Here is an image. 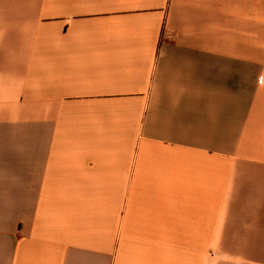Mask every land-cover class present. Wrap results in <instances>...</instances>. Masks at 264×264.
Instances as JSON below:
<instances>
[{"label": "crops", "instance_id": "obj_1", "mask_svg": "<svg viewBox=\"0 0 264 264\" xmlns=\"http://www.w3.org/2000/svg\"><path fill=\"white\" fill-rule=\"evenodd\" d=\"M0 264H264V0H0Z\"/></svg>", "mask_w": 264, "mask_h": 264}]
</instances>
